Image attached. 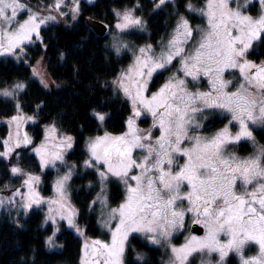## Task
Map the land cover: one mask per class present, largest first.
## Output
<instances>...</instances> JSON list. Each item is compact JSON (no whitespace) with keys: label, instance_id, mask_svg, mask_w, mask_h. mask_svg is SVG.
<instances>
[{"label":"snow or ice","instance_id":"6c2138e0","mask_svg":"<svg viewBox=\"0 0 264 264\" xmlns=\"http://www.w3.org/2000/svg\"><path fill=\"white\" fill-rule=\"evenodd\" d=\"M257 3L258 10L252 0H204L199 7L192 0H151L153 14L171 9L173 17L155 42L143 0L112 8L114 23L102 22L110 33L104 61L111 72L100 87L127 115L122 130L113 132L106 101L92 107L94 130L81 125L78 135L93 134L83 137L78 160L66 158L77 136L55 117L40 126L38 142L23 131L44 106L41 101L31 115L24 112L25 80L0 84V104L14 110L0 138V208L16 213L18 227V217L42 211L39 227L50 232L45 247H61L57 233L64 224L85 234L70 196L76 175L95 192L87 207L99 209L109 234L107 240H84L79 264H125L130 238L162 251V264H196L197 258L200 264H232L230 253L238 264H264V144L256 139L264 133V52H257L264 49V0ZM80 16L81 0H0V57L28 65L32 48L49 47L43 31L61 22L70 27ZM197 17L202 23L194 25ZM65 57L60 51V60ZM39 83L51 90L43 78ZM210 117L222 126L207 123ZM242 140L253 149L243 157L236 151ZM49 170L55 172L53 195L45 197ZM192 225L203 235L190 230L183 243L174 244L173 234ZM253 246L255 254L247 255ZM133 251L135 264H147L145 252Z\"/></svg>","mask_w":264,"mask_h":264},{"label":"trees","instance_id":"16d2710c","mask_svg":"<svg viewBox=\"0 0 264 264\" xmlns=\"http://www.w3.org/2000/svg\"><path fill=\"white\" fill-rule=\"evenodd\" d=\"M46 0H26L33 4ZM129 0H93L86 2L81 0V16L77 22H70L72 26H66L63 23L50 27L42 32V36L49 47L46 51L34 47L30 50L29 63L36 61L37 57L43 54L45 68L52 81L60 84L59 88L55 86L47 91L42 88L35 79L30 75L28 65L17 63L12 58H0V84L4 81L14 79L25 80L29 87L22 96L23 110L31 115L35 111V105L44 102L43 110L35 124L32 122L27 125V132L34 139L39 140V134L42 133L41 125L49 122L55 117L58 123H62L64 129L70 134L77 136L78 143L74 146V152L66 155L70 161L81 158L80 153L83 151V137L93 134L85 131L83 136H79L80 126L85 129H93L94 124L90 122L89 113L92 107L98 102L106 101V110L110 111L112 116L108 123L110 131L119 132L122 130L123 118L127 115L125 106L117 103L115 100L107 101L111 95L109 90L100 87V82L110 78L111 65L104 61V45L108 40V30L102 36L96 35L88 27L85 19L90 17L103 23L114 22L111 9L119 7L121 4H127ZM146 19L149 21V31L151 40L155 42L160 36L169 30L173 17L169 15L171 9H165L159 15L151 12V0H143ZM198 7L204 0H192ZM257 10L258 5L252 2ZM256 10L250 14L255 15ZM194 25L201 24L202 20L197 17L191 21ZM130 39H134L130 37ZM145 39L148 36L145 34ZM143 43L144 40H140ZM64 51L66 57L63 61L59 58V52ZM257 52H264V49L257 48ZM74 68L76 71H74ZM163 80L161 77L157 83ZM11 107H5L0 104V119L6 118L13 114ZM209 124L215 127L220 124L217 117H210ZM147 122L141 123L140 126H146ZM212 130V129H210ZM7 126L0 122V138L6 136ZM264 133L256 134L257 140L264 144L261 137ZM239 154H246L250 150L248 146L239 144L236 149ZM38 171V169H32ZM50 174L44 178L42 185V194L49 196L52 192L51 183L55 172L49 170ZM3 181V169H0V182ZM87 178L80 179L74 175L71 182L70 196L72 204L79 210L80 215L77 217L78 223L85 230V235L96 239H106L107 233L102 228L99 209L89 211L88 202L95 195L86 187ZM18 182L12 186H17ZM2 193V192H0ZM43 216L42 211H36L35 214L24 218L18 217L23 227H18L15 223L16 213L11 215L5 210L0 211V264H79V253L81 240L75 237V234L67 229L61 228L57 233V244L61 247L48 249L44 245V239L50 232L39 227L40 219ZM142 240H131L125 253V264H135V252L142 251L146 253L147 264H162L164 254L162 251L152 250V246L142 247Z\"/></svg>","mask_w":264,"mask_h":264},{"label":"rangeland","instance_id":"374dc122","mask_svg":"<svg viewBox=\"0 0 264 264\" xmlns=\"http://www.w3.org/2000/svg\"><path fill=\"white\" fill-rule=\"evenodd\" d=\"M84 1H86V2H89V0H84ZM93 0H91V2H92ZM48 2V0H46V1H42V2H39V3H47ZM240 2L241 3H243V0H240ZM252 2H256L257 3V0H252ZM38 3H33L32 5H37ZM257 5H258V3H257ZM234 6V5H233ZM258 8H259V5H258ZM258 8H257V10H258ZM256 15V14H255ZM61 23H63V22H61ZM114 23V22H113ZM64 24V23H63ZM108 39H110V33L108 32ZM41 56H43V54H41L40 56H38L37 57V59H36V61H34L33 63H29L28 64V66H29V69H30V75H31V77L33 78V79H35L36 80V82H38L39 83V81H40V79L41 78H43L48 84H49V87L50 88H52V87H54L55 85L54 84H52V79H51V77L48 75V73H47V71H45L46 70V68H45V62H44V56H43V59L41 60ZM1 58V57H0ZM37 61H41L40 63H37ZM33 67H35V69H36V71H37V73H39V75H37V76H33V71H32V69H33ZM168 75V73H165L164 74V76L166 77ZM226 79H231L232 77H228V76H226L225 77ZM162 82V81H161ZM201 82H204V78L202 77L201 78ZM40 84V83H39ZM40 86L43 88V86L40 84ZM191 87V86H190ZM205 88H206V83H205ZM201 90H205L204 88H202ZM48 91V90H47ZM29 115V114H28ZM7 118L8 117H6V118H2V119H0V122L1 123H4V124H6V126H7V133H8V122H7ZM31 121H29V122H27V123H25L24 124V126H23V131H27V125H28V123H30ZM151 123V121H150V118L148 119V121H147V124H146V126H140L141 128H147L148 126H149V124ZM220 126H222L221 124H218V126H216V127H220ZM212 130H214V129H212ZM233 131H235V129H233ZM7 133H6V135H7ZM259 134V133H258ZM257 139V138H256ZM258 141V140H257ZM241 142H243V144L244 145H246V146H248V148H249V152L248 153H246V154H239V153H237L239 156H241V157H243V156H247L250 152H252V146H251V143L250 142H248V141H246V140H242ZM240 142V143H241ZM259 142V141H258ZM260 143V142H259ZM260 144H262V143H260ZM239 146V145H238ZM237 146V147H238ZM237 149V148H236ZM0 194H3V193H0ZM42 194V193H41ZM43 196H45V197H49V196H51V195H53V193L51 192V194L49 195V196H46V195H44V194H42ZM4 211V209H2V208H0V211ZM62 224H63V222H61ZM100 225H102V223H103V221H102V218H100ZM82 227V226H81ZM191 227V226H190ZM62 228H67V225L66 224H64L63 225V227ZM83 228V227H82ZM105 231H106V233H107V236H106V239H104V240H107L108 238H109V234H108V232H107V228L106 227H102ZM68 229V228H67ZM69 230H71L74 234H75V237L77 236V237H79L80 238V240H81V246H80V253H79V260H78V262H80V256H81V247H82V244H83V242H84V240H86V239H93V238H90V237H88V236H86L85 234H84V236L83 237H81V236H79L76 232H75V230H73V229H69ZM189 231H190V228H185V229H183V230H180V231H177V232H175L174 234H173V243L174 244H176V245H179V244H181V243H183L184 242V239H185V237L189 234ZM197 235V234H196ZM101 240H103V239H101ZM255 251H256V249H255V247L253 246L252 247V249L250 250V251H248L246 254L247 255H254L255 254ZM230 258H231V260H232V264H238V259H236L235 257H234V255L233 254H231L230 253ZM167 259V256L166 255H164V257H163V259L162 260H166ZM196 264H200V260H199V258H197V260H196Z\"/></svg>","mask_w":264,"mask_h":264},{"label":"water","instance_id":"95a60500","mask_svg":"<svg viewBox=\"0 0 264 264\" xmlns=\"http://www.w3.org/2000/svg\"><path fill=\"white\" fill-rule=\"evenodd\" d=\"M85 21H86L88 27H90L96 35L102 36L106 33L107 29L102 30V22L101 21L92 19L90 17H87L85 19ZM190 230H193L194 234H197V235H200L203 232V229H201L199 225H192L190 227Z\"/></svg>","mask_w":264,"mask_h":264},{"label":"flooded vegetation","instance_id":"af4514ba","mask_svg":"<svg viewBox=\"0 0 264 264\" xmlns=\"http://www.w3.org/2000/svg\"><path fill=\"white\" fill-rule=\"evenodd\" d=\"M240 144H243V142H241ZM200 235H203V232Z\"/></svg>","mask_w":264,"mask_h":264}]
</instances>
